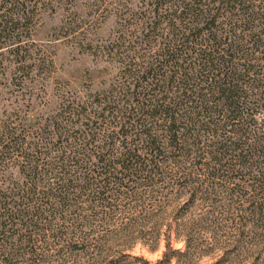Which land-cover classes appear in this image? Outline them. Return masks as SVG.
<instances>
[{
	"label": "trees",
	"instance_id": "1",
	"mask_svg": "<svg viewBox=\"0 0 264 264\" xmlns=\"http://www.w3.org/2000/svg\"><path fill=\"white\" fill-rule=\"evenodd\" d=\"M205 260L264 264V0H0V264Z\"/></svg>",
	"mask_w": 264,
	"mask_h": 264
},
{
	"label": "rangeland",
	"instance_id": "2",
	"mask_svg": "<svg viewBox=\"0 0 264 264\" xmlns=\"http://www.w3.org/2000/svg\"><path fill=\"white\" fill-rule=\"evenodd\" d=\"M81 1V0H79ZM77 9L84 12L81 3L78 4ZM64 13L59 12L57 15L43 16L42 23H32L33 33L27 39L30 40L34 46L41 48L46 54L53 57L55 62L54 70L57 72V77L61 79H68L74 85H86L83 77L87 69H94V65L90 58L81 56L78 51L72 48L70 40H68L67 23H62ZM73 25H81L82 23H72ZM84 24V23H83ZM115 23L113 19L103 23L98 30L99 34H91V37L103 36L107 37L114 28ZM163 249L156 254H151L143 251V255L150 261L155 262L162 256ZM211 262L205 260L202 264H210Z\"/></svg>",
	"mask_w": 264,
	"mask_h": 264
}]
</instances>
